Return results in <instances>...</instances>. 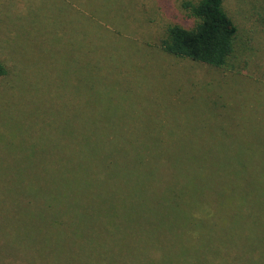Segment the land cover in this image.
Here are the masks:
<instances>
[{
    "label": "rangeland",
    "instance_id": "obj_1",
    "mask_svg": "<svg viewBox=\"0 0 264 264\" xmlns=\"http://www.w3.org/2000/svg\"><path fill=\"white\" fill-rule=\"evenodd\" d=\"M198 2L0 0V264H264V0H223L236 35L221 68L161 48L169 28L194 27ZM133 153L209 167L203 183L212 174L232 207L206 195L216 215L193 227L180 214L108 218L103 199L135 186L113 188L108 155ZM160 160L131 172L137 187ZM147 199L139 212L159 210ZM42 200L69 221L12 208Z\"/></svg>",
    "mask_w": 264,
    "mask_h": 264
},
{
    "label": "trees",
    "instance_id": "obj_2",
    "mask_svg": "<svg viewBox=\"0 0 264 264\" xmlns=\"http://www.w3.org/2000/svg\"><path fill=\"white\" fill-rule=\"evenodd\" d=\"M191 15L196 19L194 27L192 29H185L179 26L169 28L166 39L161 42V48L165 53L176 58L188 59L214 68L224 67L234 51L236 27L223 9V0H199L198 4L191 8ZM3 74L4 69L0 64V76ZM118 157L111 156V154L108 155L105 169L107 178L109 180L114 179V189L123 183L135 184V186L130 187L123 198L114 195L110 200L103 199L108 218L119 216L118 218L123 220V216L129 214L151 212L180 214L186 216L187 222L184 225L190 224L189 226L193 227L202 218H210L211 215L213 217L216 215L212 210L206 209V195L210 194L211 200L217 199L218 210L221 204L224 208L232 207L231 197L224 198L225 190L219 189L213 182L212 174L211 183H203L201 176L202 174L205 176L208 173L207 168L209 167H199L197 170H191V165L180 167L181 159L178 156H172L171 160L170 157L167 159L161 153H133V156L126 155L123 161L124 165L117 162ZM152 157L161 159V166L160 168H156L157 165L151 166L156 168L153 172V181H149L142 187H137L140 177L136 174L133 175L131 172H136L138 166L143 167L142 173L146 172L153 161L150 162V165L145 163V161ZM204 159L205 156L203 155L200 158H196L194 154H185L183 160H187V162L194 165L197 160L202 161ZM159 180L167 184H163ZM156 191H159V193ZM84 193L91 197L94 189ZM132 194L134 195L130 197ZM151 196L159 199L161 203L159 210L139 212L138 210L142 205L140 201L147 204L149 203L147 197ZM94 198L96 199V197ZM220 198H223V200ZM31 200L35 199L31 198ZM49 207H51V203L42 200V206L36 211L32 208L31 202L26 204L22 203V201L16 202L12 208L15 209V212L20 211L21 214L37 215L42 222L44 217L43 210L46 208L50 218L59 219L63 222L69 221L68 216L64 214L60 205L58 210H51ZM101 209L103 208L101 207ZM220 223L226 227L230 224L226 218H221ZM205 226L210 227L209 225Z\"/></svg>",
    "mask_w": 264,
    "mask_h": 264
}]
</instances>
